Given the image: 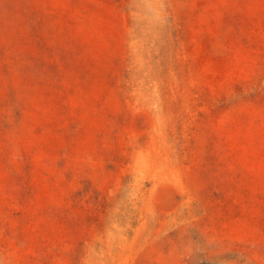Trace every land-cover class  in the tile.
I'll return each mask as SVG.
<instances>
[{
	"label": "rangeland",
	"instance_id": "rangeland-1",
	"mask_svg": "<svg viewBox=\"0 0 264 264\" xmlns=\"http://www.w3.org/2000/svg\"><path fill=\"white\" fill-rule=\"evenodd\" d=\"M0 264H264V0H0Z\"/></svg>",
	"mask_w": 264,
	"mask_h": 264
}]
</instances>
